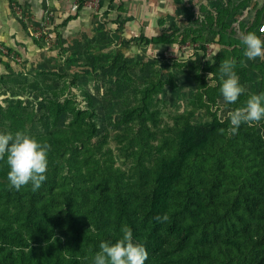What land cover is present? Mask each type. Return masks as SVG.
<instances>
[{
	"label": "rangeland",
	"instance_id": "obj_1",
	"mask_svg": "<svg viewBox=\"0 0 264 264\" xmlns=\"http://www.w3.org/2000/svg\"><path fill=\"white\" fill-rule=\"evenodd\" d=\"M156 4L159 7L155 10L156 15L152 13L149 18L155 19L156 37L164 38L165 47L153 49V46H147L146 38L152 37L146 29L139 37L137 34L122 41L116 39L121 37L122 23L120 17H115L118 25L111 19L107 24L109 27L101 25V30L86 36L66 38L59 29L47 30L34 39L39 42L40 59L28 65L27 72H0V131L15 133L22 130L35 137L70 136L71 142L49 160L46 173L47 178H51V174L57 175L56 192L62 200L70 202L84 187L85 181L91 179L94 183L87 184L96 185L108 179L110 167V171L121 174L123 180L136 173L138 136L145 130L141 123L127 118L126 113L137 105L142 85L147 81L158 79L163 82V89L151 102L152 109L161 118L158 127H151L158 132L173 127L181 115L189 113L199 89L205 84L217 86L213 81L215 75L209 81L208 76L213 72L208 68L218 64L219 53L246 69L245 75L236 73L245 93L232 104L226 103L222 95L217 96L208 109L195 111L194 122L209 123L212 118L209 113L225 121L229 112L243 107L249 95L264 92V85L257 77V67L264 59L248 60L241 47L222 49L218 44L221 37L217 35L220 29L216 27L213 33L202 26L205 16L200 12L204 5L216 19L219 6H230V12L235 15L229 21L232 27L228 31L222 30L226 31V38L243 41L252 26L256 28L255 33L264 35V0H160ZM138 48L140 52H137ZM59 108L63 111L57 116ZM76 111L82 113L79 119L88 117L89 122L94 121L98 126L96 137L86 145L76 138L82 133V123L75 119ZM260 125L259 122L252 126L263 134ZM236 152L229 150L215 166L212 158L197 161L188 176L193 174L195 184L200 186L211 182L218 185L217 194L228 203L220 206V213L225 214L223 212L230 209V215H227L233 218L231 212L238 210L250 220L262 223L263 203L242 201L240 196L241 188L255 182L253 175L259 171V166L247 153ZM211 166L214 167L209 169ZM116 178L109 175V179ZM6 183L7 180L0 178V190ZM258 189L264 192L263 187L258 186ZM248 193L255 194V189L251 187ZM258 230L261 232L259 225ZM15 253L22 264H32L44 259L45 248L34 245Z\"/></svg>",
	"mask_w": 264,
	"mask_h": 264
},
{
	"label": "trees",
	"instance_id": "obj_2",
	"mask_svg": "<svg viewBox=\"0 0 264 264\" xmlns=\"http://www.w3.org/2000/svg\"><path fill=\"white\" fill-rule=\"evenodd\" d=\"M229 9L230 6H219L215 19L214 13L203 5L202 26L211 31L220 29L217 35L221 37L218 44L222 49H243L241 40L225 37L232 27L229 21L235 16ZM254 28L248 32H256ZM145 41L158 48L166 46L163 37ZM227 58L219 53L218 64L208 68L215 75L213 81L217 86L205 84L189 113L181 115L173 127L160 132L151 128L161 124L151 102L163 89V82L153 79L142 85L137 105L126 113L127 118L141 123L145 130L138 136L136 173L126 180L121 174L111 172L110 167L108 179L96 185L87 184L94 183L91 179L85 181L80 192L68 202L57 196L56 174H51L36 191L30 184L15 190L7 180V165L0 161V178L7 180L0 190V264H22L15 251L28 250L34 245L44 246L45 257L32 264H91L100 242H115L121 237L122 228L131 230L134 239L146 247L149 254L146 264H264V221L250 220L238 210H231L233 218H228L230 209L225 214L219 210L228 203L217 194L218 185L211 182L200 186L195 184L193 174L188 176L197 161L212 158L215 166L229 150L245 152L259 166V171L254 172L255 182L251 186L241 188L240 196L242 201H258L264 207V192L258 189V186L264 189V133L247 124L233 133L228 118L221 121L212 113L207 124L193 121L195 111L208 109L221 95L219 66ZM231 63L235 73L245 75L242 65ZM257 77L264 85V63L257 67ZM62 111L59 108L56 115ZM80 116L82 113L76 111V122L82 123V133L76 138L86 145L96 137L98 126L94 121L89 122L88 117L79 119ZM260 123L264 131V121ZM69 137L37 138L50 145L49 160H52L71 142ZM109 175L118 178L112 180ZM251 187L255 194L248 195ZM165 215L167 221L156 219Z\"/></svg>",
	"mask_w": 264,
	"mask_h": 264
},
{
	"label": "crops",
	"instance_id": "obj_3",
	"mask_svg": "<svg viewBox=\"0 0 264 264\" xmlns=\"http://www.w3.org/2000/svg\"><path fill=\"white\" fill-rule=\"evenodd\" d=\"M157 1L160 3V0H114L108 4L104 0L101 11L95 14L75 6L71 0H0V42L11 54L0 53V72H27L28 65L39 61V42L34 39L47 16L50 26L48 24L45 30L59 29L66 38L91 35L93 31L101 30V25L107 26L111 19L118 25L115 17H120L122 23L121 37L116 39L122 41L137 34L139 37L144 29L154 38L157 25L155 19L149 17L152 13L156 15ZM147 46L155 47L151 43ZM140 49L143 51L144 48L140 46ZM137 50L140 52L139 48Z\"/></svg>",
	"mask_w": 264,
	"mask_h": 264
},
{
	"label": "clouds",
	"instance_id": "obj_4",
	"mask_svg": "<svg viewBox=\"0 0 264 264\" xmlns=\"http://www.w3.org/2000/svg\"><path fill=\"white\" fill-rule=\"evenodd\" d=\"M244 56L248 60L264 59V35L248 32L242 41ZM221 74L220 93L226 103L232 104L245 93V87L234 71L233 64L224 60L219 66ZM213 73L208 76L211 80ZM230 131L236 132L242 124L252 126L264 121V92L249 95L243 107L228 113ZM50 145L37 137L18 130L15 133L0 131V161L7 165V180L15 190L31 185L38 190L47 179ZM167 221V215L156 217ZM122 235L115 242L101 241L99 251L91 258V264H146L148 251L134 239L128 228L121 229Z\"/></svg>",
	"mask_w": 264,
	"mask_h": 264
},
{
	"label": "built area",
	"instance_id": "obj_5",
	"mask_svg": "<svg viewBox=\"0 0 264 264\" xmlns=\"http://www.w3.org/2000/svg\"><path fill=\"white\" fill-rule=\"evenodd\" d=\"M75 6H80L82 4V7L90 10L91 12L98 13L102 9V4L104 0H71ZM108 4H111L113 0H105ZM50 22V17H45L43 19V22L41 23L40 30L37 32L36 38L41 37L44 32L46 31V27ZM0 53L5 56L11 55L7 48L3 46V44L0 42ZM208 55H210L208 53ZM14 58V57H13Z\"/></svg>",
	"mask_w": 264,
	"mask_h": 264
}]
</instances>
